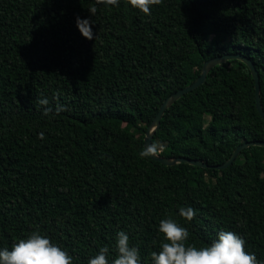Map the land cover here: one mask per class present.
Here are the masks:
<instances>
[{"label":"trees","instance_id":"obj_1","mask_svg":"<svg viewBox=\"0 0 264 264\" xmlns=\"http://www.w3.org/2000/svg\"><path fill=\"white\" fill-rule=\"evenodd\" d=\"M150 11L126 0H0V249L39 231L73 264L104 246L112 264L124 231L141 264H154L165 242L159 222L171 217L187 243L210 246L233 231L264 264V147L224 170L140 157L161 105L213 58H250L264 106V0H163ZM77 17L92 21L93 40ZM41 96L67 110L43 115ZM253 140L264 141V119L239 60L167 109L153 137L160 156L209 165ZM181 207L196 210L192 221Z\"/></svg>","mask_w":264,"mask_h":264},{"label":"clouds","instance_id":"obj_2","mask_svg":"<svg viewBox=\"0 0 264 264\" xmlns=\"http://www.w3.org/2000/svg\"><path fill=\"white\" fill-rule=\"evenodd\" d=\"M98 4L119 7L120 0H96ZM132 8L139 10L146 16L151 15L153 5H161L163 0H126ZM89 11L95 15L96 7ZM92 21L77 17V27L82 36L93 40ZM58 98V94H57ZM36 103L43 108V115L48 116L53 112L59 115L66 111V107L56 103L53 107L50 100L41 96ZM44 139V134H39ZM165 150V146L152 142L141 152V158L158 157ZM179 215L187 221H192L196 210L191 207H181ZM159 232L164 241L160 245L159 253L153 251L151 259L154 264H260L255 254L246 251V241L233 231H220L218 239L210 246L197 248L187 243L190 233L171 217L160 220ZM117 258L112 264H141L140 254L136 247L130 246L129 236L120 231L116 243ZM109 248L101 247L97 255L88 261V264H109ZM0 264H73V257L62 247L39 231L32 232L26 239H20L12 245L0 249Z\"/></svg>","mask_w":264,"mask_h":264},{"label":"water","instance_id":"obj_3","mask_svg":"<svg viewBox=\"0 0 264 264\" xmlns=\"http://www.w3.org/2000/svg\"><path fill=\"white\" fill-rule=\"evenodd\" d=\"M232 60H239L249 67L252 73V77L254 78V81H255L257 109H258L260 116L264 119V106H263L262 97H261V79H260L259 71L257 70L254 62L250 58L244 55H241V54H225L223 56H219V57H216V58H213L207 61L201 70V75L198 77V79L193 84L175 92L174 94L169 96L164 101L154 121L148 128L147 135L145 138V147L148 144L153 142V137L156 131L159 129L161 125V120L163 116L165 115V112L167 111V109H169L172 105H174L184 95L190 93L191 91H194L198 87L205 84L207 81L208 74L214 67L224 64L228 61H232ZM250 147H264V141H259V140L245 141L244 143H242L236 148V150L233 152L230 159L221 165H209L208 163L202 160L190 159V158H185V157L169 158V157H162L159 155L158 157H151V158L166 166H175V165L184 163V164H188L192 166L201 167L204 169L224 170L235 162V160L239 157V155L242 153L243 150L250 148Z\"/></svg>","mask_w":264,"mask_h":264},{"label":"rangeland","instance_id":"obj_4","mask_svg":"<svg viewBox=\"0 0 264 264\" xmlns=\"http://www.w3.org/2000/svg\"><path fill=\"white\" fill-rule=\"evenodd\" d=\"M209 121V119L207 118V122Z\"/></svg>","mask_w":264,"mask_h":264}]
</instances>
